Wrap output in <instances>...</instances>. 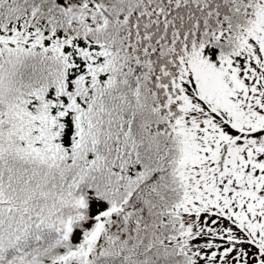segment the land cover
I'll use <instances>...</instances> for the list:
<instances>
[{
    "label": "snow or ice",
    "instance_id": "1",
    "mask_svg": "<svg viewBox=\"0 0 264 264\" xmlns=\"http://www.w3.org/2000/svg\"><path fill=\"white\" fill-rule=\"evenodd\" d=\"M0 264H264V0H0Z\"/></svg>",
    "mask_w": 264,
    "mask_h": 264
}]
</instances>
